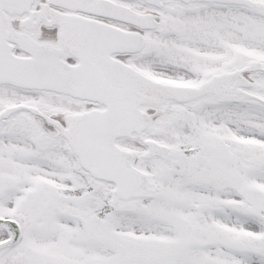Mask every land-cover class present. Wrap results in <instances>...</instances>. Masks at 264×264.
Listing matches in <instances>:
<instances>
[{"label": "snow or ice", "instance_id": "6c2138e0", "mask_svg": "<svg viewBox=\"0 0 264 264\" xmlns=\"http://www.w3.org/2000/svg\"><path fill=\"white\" fill-rule=\"evenodd\" d=\"M0 264H264V0H0Z\"/></svg>", "mask_w": 264, "mask_h": 264}]
</instances>
